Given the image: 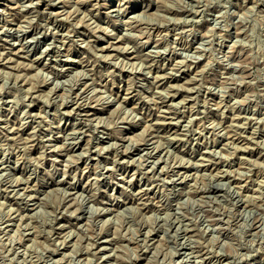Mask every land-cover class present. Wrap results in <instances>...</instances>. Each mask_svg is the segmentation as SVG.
Returning a JSON list of instances; mask_svg holds the SVG:
<instances>
[{
    "label": "rangeland",
    "instance_id": "obj_1",
    "mask_svg": "<svg viewBox=\"0 0 264 264\" xmlns=\"http://www.w3.org/2000/svg\"><path fill=\"white\" fill-rule=\"evenodd\" d=\"M0 264H264V0H0Z\"/></svg>",
    "mask_w": 264,
    "mask_h": 264
}]
</instances>
